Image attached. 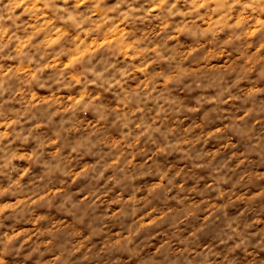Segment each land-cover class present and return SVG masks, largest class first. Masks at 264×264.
Returning a JSON list of instances; mask_svg holds the SVG:
<instances>
[{"label":"clouds","instance_id":"9594fccd","mask_svg":"<svg viewBox=\"0 0 264 264\" xmlns=\"http://www.w3.org/2000/svg\"><path fill=\"white\" fill-rule=\"evenodd\" d=\"M0 264H264V0H0Z\"/></svg>","mask_w":264,"mask_h":264}]
</instances>
